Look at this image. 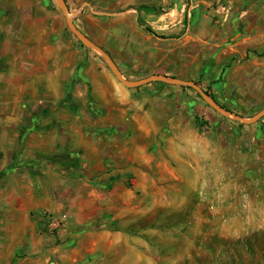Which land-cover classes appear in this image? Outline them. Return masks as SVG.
I'll use <instances>...</instances> for the list:
<instances>
[{"label": "rangeland", "instance_id": "1", "mask_svg": "<svg viewBox=\"0 0 264 264\" xmlns=\"http://www.w3.org/2000/svg\"><path fill=\"white\" fill-rule=\"evenodd\" d=\"M73 28L102 51L84 44ZM18 47L29 68L38 55L51 68L75 67L71 98L50 113L87 116L83 131L100 136L105 153L115 149L113 140L126 139L130 116L142 113L157 132L148 140L153 165L177 152L200 168V225L189 226L186 217L173 223L198 229L151 224L152 241L161 237L165 248L161 264H264V0H0V73L9 68L1 52ZM96 76L101 86L109 80L118 85L133 103L118 110L99 102ZM73 92L82 93L81 101L72 99ZM32 107H25L24 130L43 108ZM94 118H105L103 132L95 130ZM25 140L20 136L13 151L0 152V165L7 160L0 166V254H11L10 264H63L59 255L85 230L118 228L107 217L104 224L69 228L70 211L37 209L23 191ZM106 174L93 186L111 192L115 175ZM143 229L127 234L141 237ZM45 233L58 247L48 263L34 261L39 253L31 249Z\"/></svg>", "mask_w": 264, "mask_h": 264}, {"label": "crops", "instance_id": "2", "mask_svg": "<svg viewBox=\"0 0 264 264\" xmlns=\"http://www.w3.org/2000/svg\"><path fill=\"white\" fill-rule=\"evenodd\" d=\"M18 48L19 51L1 52V57L9 58V68L6 73H0V108L5 110L0 114V152L13 151L20 136L26 138L19 163L25 171L23 191L32 196L37 209L70 211L69 228H88L89 223H100L106 217L113 228H118L114 231L83 230L71 243L69 252L60 254L59 259L63 264L77 261L82 264L164 263L163 241L161 237L152 241L151 224L168 221V228L184 229L186 233L198 229L179 228L181 223L179 227L173 223L177 217H186L189 226L200 225L197 218L204 204L196 200L195 194L205 187L199 175L200 168L187 165L177 152L167 153L162 163L153 165L155 158L148 153V140L157 132L145 123L149 118L142 113L130 116L129 128L124 134L126 139L113 140L115 149L112 152L107 149L110 152L105 153L101 137H87L83 131L82 122L87 116L72 118L70 114L50 113L71 98L67 94L75 67L71 70L60 65L51 68L47 65L49 62L46 64L38 55L34 56L37 59L29 68ZM92 83L95 98L101 103L117 106L118 110H123L121 104L133 103L127 92L123 93L111 80L104 87L96 76ZM80 94L73 92L72 99L81 101ZM27 104L43 108L33 114L32 127L24 130ZM46 104L53 107L46 106V109ZM94 119L95 130L103 132L105 118ZM4 144L13 146L4 147ZM6 163L7 160L3 161V166ZM172 163L175 166L170 165ZM109 171L115 175L112 191L98 190L93 185L107 177ZM191 173H194L193 178ZM129 228L145 229L141 237H132L127 234ZM145 236L149 239L143 238ZM47 237V233L38 236V241L31 244V249L39 253L34 261L46 259L48 263L51 254L57 251L58 247L50 245ZM176 252L181 254L178 249ZM11 260V254H0V264H10Z\"/></svg>", "mask_w": 264, "mask_h": 264}, {"label": "water", "instance_id": "3", "mask_svg": "<svg viewBox=\"0 0 264 264\" xmlns=\"http://www.w3.org/2000/svg\"><path fill=\"white\" fill-rule=\"evenodd\" d=\"M61 1L63 2V0H61ZM63 9H64V14H65V16L68 17V20H69V14H68L66 8L64 7ZM69 25L72 27V24H71V21H70V20H69ZM73 31H74V33L78 36V38H79L81 41H83L84 44L89 45V46H93V47L97 48L98 50L102 51V50H101L99 47H97L93 42H90V41L84 40V39L81 37V35L79 34V32H78L76 29L73 28ZM106 56H107V55H106ZM107 57H108V56H107ZM112 68H113V70H114V71L116 72V74H117L116 66H115L113 63H112ZM156 79H158V80H163V79L160 78V77H156ZM141 83H144V81H142V82H138V83H136V84H127V85L130 86V87H133V86L139 85V84H141ZM261 116H262V115L258 116V117H257L255 120H253V121H256V120L259 119Z\"/></svg>", "mask_w": 264, "mask_h": 264}, {"label": "trees", "instance_id": "4", "mask_svg": "<svg viewBox=\"0 0 264 264\" xmlns=\"http://www.w3.org/2000/svg\"><path fill=\"white\" fill-rule=\"evenodd\" d=\"M148 29V28H147ZM149 32H151V30L148 29Z\"/></svg>", "mask_w": 264, "mask_h": 264}]
</instances>
